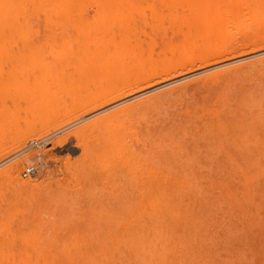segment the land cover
Listing matches in <instances>:
<instances>
[{
    "label": "bare ground",
    "instance_id": "1",
    "mask_svg": "<svg viewBox=\"0 0 264 264\" xmlns=\"http://www.w3.org/2000/svg\"><path fill=\"white\" fill-rule=\"evenodd\" d=\"M259 3V0H192L189 4L139 3L135 0H0V160L20 150L26 143L41 138L45 133L70 124L82 113L94 110L101 113L104 108L185 79L191 75L171 78V81L164 83L165 78L178 74L177 72L185 73L196 63L209 64L219 56L238 50V47L255 48L264 41V20L260 21L257 11H253L254 5ZM242 8L250 13L249 22L237 24L235 32L239 33L245 28L251 32L242 40L243 44L238 46L235 41H226L223 26H220L222 28L217 34H213L215 38L218 35L217 40L208 41L212 35L207 29L222 18L234 20ZM116 13L147 15L142 17V21H120L108 16ZM185 22H191L192 31L204 25L200 28L206 29V32L198 35L193 44L178 43L177 45L185 47L180 53L173 51L168 56L156 53L155 45L159 40L161 44L170 41L164 37L167 31L172 29V35L178 34L179 28H175ZM67 28L85 31L86 35L76 37L65 33ZM259 34L262 35L258 36ZM35 41L47 47L44 48L47 51H24L17 47L20 43ZM240 60L233 59L224 65ZM245 77H255L256 82L259 81V87L256 88L252 83V86H242L247 90L237 87L241 89L237 91L236 86L232 85ZM162 79L165 80L162 85L160 82L158 87L146 91L150 83L154 82L156 85ZM224 82L231 85L227 84L226 87ZM221 83L222 88L226 87L223 89L224 93H218L216 88ZM191 84L194 88L199 87L205 91L206 88H215L216 92L207 93L208 97L201 105H192V108L183 110L179 114V120L177 119L180 122L177 121L173 128L178 132L184 130L186 123L187 126L190 124V130L194 129L195 133H189V126L185 127V133H189L188 138L194 135L191 137L192 143L197 141L200 142L197 145L204 143L207 147H200L196 152H211L216 149L225 151L226 146H233L237 155L244 154L245 151L247 153L244 157H238L230 151L223 153L226 154L225 162L232 169L221 177V182H209L210 171L204 172L207 164L208 168H212L210 165L214 161L204 159V152L200 156H203L205 167L201 170L204 164L201 162L195 165H201V179L203 174H207L209 178H193L191 181L164 169L166 159L175 160L181 156L196 159L193 153L169 144L165 137L166 130L172 126L171 122L166 124L165 129L161 126L134 127V118L142 108L166 98L170 93L176 94L181 89H177V92L173 89L161 92L98 116L82 127L66 132V136L74 134L75 148L79 154L72 158V155L67 156V152L66 159H61V164L59 163L47 182L44 180L35 186L31 181H23L18 176L23 161L14 160L15 157L5 161L7 165L0 170V188L8 186L14 191L37 194L47 205L50 217L46 220H29L26 217L27 210L20 207L17 199L11 201L3 193L5 197L0 200V264H198L197 259L205 258V255H189L182 246H185L188 239L193 240V236L203 234L197 230V227H206L201 224L202 218L210 220L232 209L240 213V216L234 215L237 223L246 218V224L258 227V239L263 242L264 110L263 114L258 110L262 115L259 117L255 113L257 111L247 106L250 102L255 103V106H262L257 101L260 98L258 91L264 96V58L248 65L209 74ZM182 88L187 90V86ZM179 94L185 95V92ZM126 96L127 99L114 103ZM245 108L249 109L250 114ZM81 109L82 112L75 113ZM54 110H59L60 113L51 119L48 116L43 118L39 126L30 132L26 131L37 118L41 119L37 117L38 112L45 115ZM245 113L246 116H243ZM180 133L183 135L184 132ZM65 138L53 142V147L46 151V155H50L56 147L66 146L67 141L73 142L70 139L65 142ZM212 144L216 147H211ZM239 147H243L244 151ZM229 154L237 156V159L234 156V160L232 156L228 157ZM31 155L35 158L33 165L37 163L40 169L45 163L41 161L44 160L38 159L36 152ZM218 164L220 166L223 163ZM36 165L33 167H37ZM84 166L88 170L81 168H85ZM80 168L84 172L81 170L82 173L78 175H87L86 171L89 172L87 177L91 179L88 182L85 175L83 180L78 178L76 172ZM197 171L195 169L194 172L197 174ZM193 174L192 172V176H196ZM89 182L94 183V187L97 184V189L101 187L100 191L103 189L109 192L108 197L111 193L117 200L123 196L122 198L133 202V206L127 201L129 204L126 206L124 202L125 208L123 203L119 204L120 200H115L120 205L115 210L112 207L114 204H111L112 201L115 202L112 195L113 200L109 198L111 207L107 211L101 201L91 204L93 198L102 193L96 191ZM91 186L98 194L93 193L96 196L93 198ZM235 188L240 190L236 191ZM130 191L134 192H131V196L128 193ZM83 197L92 199L88 201ZM107 200L103 202L107 204ZM85 202L90 203V207L86 204L89 208L85 210L86 213H92L87 216L93 215L89 218V226L84 227L85 230L88 228L85 232L88 234H77L80 237L72 238V229H76L73 226L78 225L80 218V224L86 221L83 219L85 216L79 217L85 212V208L82 209ZM71 209L73 212L80 210L81 214L78 216ZM126 210H129V215H126ZM109 211L112 214L109 213L108 217ZM120 212L125 214L120 215ZM70 213L78 217L70 220ZM103 213L105 217H101L104 216ZM113 213L121 221L124 220L123 226L120 227V219L114 220ZM209 213L213 216L210 217ZM51 216L57 218L53 219ZM61 225L66 226L67 230L72 228L70 235L73 236L64 241L58 240L57 231ZM226 236L223 233L222 237L208 238L220 244ZM262 242L260 241L261 245L264 243ZM229 252L231 251L216 249L214 256L224 264L236 263L237 258L229 256ZM258 259V264H264V250Z\"/></svg>",
    "mask_w": 264,
    "mask_h": 264
},
{
    "label": "rangeland",
    "instance_id": "2",
    "mask_svg": "<svg viewBox=\"0 0 264 264\" xmlns=\"http://www.w3.org/2000/svg\"><path fill=\"white\" fill-rule=\"evenodd\" d=\"M135 1H137L139 3L152 2V3H155V4H163V3L164 4H179V3L189 4V3H192V0H135ZM259 1L261 3L255 4L254 7H253L254 8L253 11H257L256 15H258V19L260 21H262V20H264V0H259ZM145 15H147V14H145V13L144 14L131 13V15L122 14V13L108 14L109 17H116V18L120 19V21H130L132 19L142 21V17L145 16ZM249 17H250V13H248L246 11V9L242 8L240 10V13L237 15V17L233 18L234 20L229 19V18H222V19L216 21L215 24L213 25V27H211L210 29H207V31L212 35V36H210L211 38L208 41L211 42L212 39L213 40H217L218 35H216V38H215V35H213V34H217L219 32L220 28H222L220 26H223L225 28V31H226V35H225L226 36V41H228V42L235 41L238 44V46H240L241 44L244 43L242 40H244L245 37H248L251 32L245 28L242 31H240L239 33H236L235 32V29H236L235 27H236L237 24H241V23L243 25L247 24L249 22ZM203 26H200V27H203ZM191 27H193L191 22H185L184 24H182L179 27L175 28V29L179 28L178 30L180 31L178 34H175V35H172V29H169L167 31V34L164 37H166L170 41H168L167 43L161 44V40H159L157 42V44L155 45L156 46V53L161 52V54H165V56H168V54L173 52V51L174 52L178 51V53H180L181 51H183L185 49V47L182 46V44L177 45L178 43H184V44L187 43V45L193 44L196 41V38H197L198 35H201L202 33L206 32V29L200 28V27H198L197 30L192 31L190 29ZM178 30H176V31H178ZM52 31L56 32V30H52ZM59 32L61 33V31H59ZM64 32L65 33H69L71 35H74L76 37H82V36L86 35L85 31L74 30V29H71V28H67L66 31H64ZM260 35H262V34H259L258 36H260ZM43 46H41L40 44H38L35 41V42L27 43V44H21L20 43L17 47L19 49L24 50V51L40 49L43 52H45L46 49H44V48H47V47H45V46L43 47ZM178 46H180V47H178ZM263 58H264V41H261V43H259L255 48H253L252 46L251 47H248V46L244 47L243 46L242 48L238 47V50H236V51H234V52H232V53H230L228 55L226 54V56H224V55L222 57L219 56V57L215 58V60H213L209 64L196 63L195 65L192 66V69H190L191 67L188 69L189 72L187 70L185 71V73H188V74H185L184 72H182V74H180L179 72H177L178 74H175V75H173L171 77L165 78L166 81L164 79H162V81L158 80L156 82V85H155L154 82H152V83H150L148 85V88H147L146 91H148L150 89H153V87H158L160 85V82H161V85H162V82H164V81H165L164 83L169 82V80L171 81L172 80L171 78L178 79L179 77L184 76V75H191V76H189V77H187L185 79H182V80L176 81L174 83L165 85V86H163L161 88H157V89H155V90H153L151 92H148L146 94L138 96V97H136L134 99L126 100V101L122 102L121 104H118V105L115 104V106H113V107L111 106L112 108L106 106L108 108H106V109L104 108L103 112H101V113H98L97 112L98 110H94L91 113L90 112L82 113L78 117H76L72 122H70V124H67L66 126L60 128V129L49 131V132L45 133L44 136H42L41 138L36 139L33 142L26 143V145L23 148H21L20 150H18L16 152L4 157L2 160H0V170H2L7 165L6 162H5L6 160H8V159H10L12 157L13 158L15 157L14 160L21 159L23 161L22 165L20 166V168L18 170L19 179L21 178V180H23V181H31L35 186L40 185V183H42L44 180H45L44 182H47V179L49 177H51L53 175V173L56 171L57 166H59L61 164V159H63V161H64V159H66L65 155H66L67 152H68L67 156L68 155H70V156L72 155L73 156L72 158H76L78 156L77 154H79L77 148H75L76 141H75V137L73 136L74 134H72V135L69 134L68 136H66L67 135L66 132L68 133L69 131H72V130L74 131V130H76V128L78 129V128L82 127V125L88 123L89 121H91L92 119H95L98 116L105 115V114H107L109 112H112V111H114L116 109H119V108L127 106V105L138 103L139 101H142V100H144V99H146L148 97H151L153 95L160 94L161 92L163 93V92L169 91L171 89H173V91L177 92L178 91L177 89H181V90H179L180 92H178L176 94H175V92L174 93H170V94H168V96H165L166 98H164L162 100H159L158 102L152 103L146 108H142L137 113V116L134 118V121H133L134 122V127L139 128V127H146V126H153V127L154 126H161L162 128L165 129L166 128V124L171 122L172 126L169 129L166 130L167 131V135H166L167 137H165L166 139H168L169 144L172 147H174V146L178 147L182 151H188L189 153H193V157H194V155H196L195 156L196 159H194L192 157L194 159V160H192L191 157L188 158L187 156H184V157L181 156V157H179L178 159H175V160L166 159L164 162H167V163H163L164 169L166 171H168L169 173L172 171L174 173L173 175H175V176L177 174V175L183 177V179L186 178V179H189L191 181L193 180V178L195 180H197V179L202 180L203 177L204 178H209L210 177V181L209 182H211V183L217 182V184H218L219 180H220V182L222 181L221 177H224L226 173L231 172L230 169H232V168H229L230 166H228V164L225 162L226 161L225 160L226 159V156H225L226 154H223V153L225 151L227 153H229V151H230V153H232V154L234 153L235 155H237L236 151H234V149H233L234 147L233 146H230V147L226 146L225 147L226 148L225 151H222L223 149L222 150L216 149V150L211 151V152H209L210 150L209 151L207 150L208 152H206L205 149L207 147H205L206 145H204V143L203 144L201 143V145H199L200 142H197L196 140H195L196 141L195 142L193 140V142L196 143V146H194L195 143H192V140H191V137H193L194 135L190 136V139L188 138L189 133H193V134L195 133L194 129L190 130V128H191L189 126L190 124H188V126H189L188 127L187 123L185 124L183 122V124L186 125V126L185 125H183V126L188 127L187 130L191 131V132L189 131V133L188 132L185 133V131H184V130H186L185 127H184V130L177 132V130H175V128H173V125L177 124V121L179 120L178 117L180 118L179 114L183 110H185L186 108L188 109L192 105L193 106L201 105L202 101H205L206 97H208V96H206L207 93H210V91H213V92L215 91L216 92L215 88L214 89L213 88H206L207 92L205 91V89H201V88L199 89V87H197V88L195 87L194 88L193 84H191L192 82H194V80L196 81L199 78L205 77V76H207L209 74L216 73V72H219V71H222V70H225V69H230V68H234V67H238V66H242V65H248L250 63H253L254 61H257V60H260V59H263ZM233 59H241V60L237 61V62H234V63H229V64H225L224 65V63L230 62ZM252 83H254L253 86H255L256 88H258L259 85H260L259 81L256 82V78L255 77L248 78V79L245 77V78L239 79V81L236 80V83H234L232 86L233 87L236 86L235 89L237 91H241L240 88H242L244 90H247L246 87L243 88L242 86H252L251 85ZM227 84H230V83H225L226 87L228 86ZM185 85L187 86V90L186 91L184 90L186 88H182V86L186 87ZM179 87H181V88H179ZM226 87L222 88V83H221L216 88L218 89V93H220V92L224 93L223 89H225ZM237 87H240V88H237ZM192 89H195L197 92L196 91L193 92L194 90H192ZM228 89L230 90L231 87L229 86ZM251 89L252 88H249V90H251ZM259 89H257V90H259ZM141 90H139V91H141ZM254 91H256V89ZM184 92H185V95H182V94L180 95L179 94V93H184ZM225 92H226V90H225ZM258 92H260V93H258ZM258 92L257 93L260 94V96L258 94L256 96L257 97L259 96L261 98V100L259 98V101H257V103L259 102V105H260V103H262V106L260 105L258 107V105H256V106L254 105L255 103L252 104V102H250L251 104H248L249 106H247V107H249V108L252 107L253 111H257V112H255L257 114H259L258 110L260 109L261 110V111L259 110L260 114L261 113L263 114L264 101L262 102V99L264 100V98H263L264 96H263V93H261V91H258ZM186 93H187V95H186ZM173 94H175V95H173ZM208 95H210V94H208ZM127 97L128 96L123 97V99L119 98V100L118 99L115 100L114 103H118L119 101H123L124 99H127ZM257 97H256V100H257ZM196 99H199V100L197 101ZM192 101L194 103L195 102L196 103L194 104ZM190 108H192V107H190ZM245 109H247V112L250 114V111H248L249 109L248 108H245ZM80 112H82V109L79 110V111H76L75 113L79 114ZM59 113H60L59 110H56V111L54 110L52 113H50V114L48 113L49 115L47 113L45 115L43 113L39 114V112H38V116L37 117H39L41 119L37 118V120L34 121L35 123L33 122L34 124L32 123L28 127V129L26 131L30 132V131H32L33 128H35L36 126H39L40 122H41V120L43 118L48 116V119L49 118L51 119L52 117H54V115H57ZM246 114L247 113H245V115L243 114V116H246ZM260 114H259V117L260 116L262 117V115H260ZM256 115H254V116H256ZM248 118H249V115H248ZM178 122H180V121H178ZM20 123H22V121ZM67 126L69 128H67ZM183 126H180V127H183ZM61 129H63V130H61ZM262 129H264V128H262ZM262 131L264 132V130H262ZM262 131H260V132H262ZM180 132H184L183 135H181ZM263 132L261 134H263ZM178 133H180V134H178ZM63 135H65V136H63ZM195 135H197V134H195ZM263 136H264V134H263ZM263 136H262V138L264 140ZM63 137H66L65 138V142L67 140H69V139H70V141L73 140V142L70 143L69 141H67L66 142V144H67L66 146H63L62 148L56 147L52 151V153L50 155H46V151L53 147L52 143L55 142V141H58L59 139H62ZM260 137L261 136L259 135V138ZM194 138L197 139L198 137L197 138L194 137ZM262 138H261V140H262ZM262 141H260V142H262ZM197 143H199V144L197 145ZM71 144L74 145V146H72ZM213 145H215V144H212L211 147ZM200 147L202 149H203V147H205V149H204L205 151H203L201 149L204 153L200 152V151L196 152V150H200L199 149ZM215 147H216V145H215ZM209 148H210V146H209ZM242 148L243 147H241L240 150H242ZM259 148L261 149V147H259ZM218 150H220V151H218ZM240 150L237 149V151H240ZM262 150H264V148ZM41 151H43V153H41ZM242 151H244V150H242ZM34 152L38 153V156H39L38 159L44 160V161H41V162H45L44 165H43L44 167L42 166L39 169L38 165H36L37 163L35 164L37 167H35V168L33 167V166H35V165H33L35 158L33 159V156L31 154L34 153ZM245 152H244V154L238 153L237 156L239 157V155L240 156L242 155L241 157H244L243 155H247V153L245 154ZM202 153L205 155L204 159L206 158V160H207V158H208V161L209 160L211 162L214 161V164H213V162L211 163L210 166L212 168H208V164H207V166L205 168L206 171L204 173L208 172V170H209L210 172L208 173V175H210V176L207 177L208 176L207 174H206V176H205V174H203L202 179H201L200 172L206 165V163H204V161L202 159V157H203ZM200 154H202V155L200 156ZM232 154H229L228 157L232 156ZM235 155H233V156L236 157L235 159H237V156H235ZM222 156H225V157H222ZM233 156L231 157L232 159L234 158ZM63 161H62V163H63ZM231 161L232 160H230V162ZM55 162H58V163L56 164ZM199 162L204 163V164H202V166L200 165L202 167L201 170L199 168L200 166L198 167V165H195L196 163H199ZM217 162L220 163V164L221 163H223V164L218 166L219 164ZM224 162L226 163V165H225ZM228 163H229V161H228ZM242 164H244V161H243ZM28 168L30 169L29 174L28 175H24V172ZM81 168L84 169V170L87 169L86 167L85 168L81 167ZM81 168H80V170L78 172H76L77 175L79 173H82V171L84 172V170H82ZM195 169L198 170L197 174L194 172ZM192 172L194 173L193 175H196V176H192ZM86 174L87 175H85V173L83 175L80 174L82 176L80 177V175H78L79 176L78 178H80V180H83L84 177H85V179L88 178V180L86 179L87 180L86 182H88L89 179H91V178L87 177L89 175L88 171H86ZM59 177L61 178V175ZM89 184L92 185V186L94 185V183L91 184L90 182H89ZM96 185H95V187L93 186L94 189L96 191L101 192L102 194L103 193H105V194H103V195L99 194L100 195L99 196L98 194H96V191L94 189H92L93 187L91 186V191H90V193L92 192L91 195L93 193H94V195L95 194L98 195V197H96L94 195L91 196L92 198L96 197V198H93V200L95 202L93 201V202H91V204H93V203L97 204L98 203V202H96L97 200L101 201L103 204H105L104 205V207H105L104 209H106L105 211L109 210V207H111V204H114V205H112V207L114 206L113 208L115 210H116V207H118V205L120 203L121 204L123 203V205H124L123 207H125V204H126V206H128L127 204H129V203H127L128 200L126 198H122L123 197L122 196L119 199L121 202H119V200L116 199L117 197L114 196L112 193H111L112 198L114 199V201L117 200L119 202V204L116 201L114 203L112 201V203L110 204L109 202H111L110 199H112V198H111V195L108 197L107 193H109V192H107V191L105 192L103 189L100 191L99 189H101V187H99V189H97ZM84 189H86V188H84ZM130 190L134 191V189L133 188L131 189V187H130ZM235 190L237 191V190H240V189L239 188H235ZM132 191H130L128 193H131ZM3 193H4V195H6L7 198H10L11 201H13V199L14 200L17 199L16 201H18L20 207L27 210L26 217L29 218V220H33V219L46 220V219H48L50 217L49 213H48L49 210H48L47 205H45V202H43L42 198L39 197L37 194L33 195L32 192L23 191V190H15L14 191L11 187L2 186V188H0V200L4 199L3 198V196H4ZM90 193H89V195H90ZM132 193H134V192H132ZM132 193L130 194V196L132 195ZM101 196H104L105 198L104 197L101 198ZM114 197H116V198H114ZM83 198L86 199V197H83ZM88 198H89V196H88ZM92 198L86 199V200L91 201ZM106 199H108L107 200V204L105 203ZM6 200L9 201V199H6ZM103 201H105V202H103ZM101 202H99V203H101ZM124 202H126V203L124 204ZM132 203L133 202H131L130 205H132ZM134 203H136V202H134ZM86 204H88V203L85 202V205ZM85 205L82 204V206H83L82 209L85 208V209H83L84 211L85 210H89V208H87V205L86 206ZM88 207H90V205ZM123 207L121 206V208H123ZM82 209H81V211H82ZM104 209H103V211H104ZM127 209H128V207H127ZM131 209H132V207H131ZM71 210L73 212V209H71ZM119 210L121 211V209H119ZM78 211H74L73 213L77 212L78 216H79L81 214V212H80V210H78ZM128 211L126 210V213ZM87 212H88V214L85 211V212H83L82 215L79 216V217H81V216H85L86 217V218L82 217L83 219L86 220V221H84L82 219L85 223L83 221H82L83 222L82 224L79 223L81 218L79 219V221L77 223L78 224L77 226H73L74 223H72V226L76 227V229L73 228L71 226V224H69L75 230V232H74V230L72 228H69V230H67V228H65L66 226H64V225L59 226L60 228H58V231H57L58 232L57 233V236H58L57 239L61 240V241H64V240H66V238L68 239L69 237H72L73 235L74 236L72 238L80 237L77 234H80V235L88 234V233H85L88 228H86V230H85L84 227H88L89 226V224L91 223V221H89V218H92L93 215L87 216V215L92 214L91 211H87ZM73 213H70V215H68L70 220H74L75 218L78 217L77 215H75ZM109 213H110V215L112 214L111 211H109L107 213L108 217H109ZM123 214H125V213H123ZM123 214L121 213L120 215H123ZM235 214H238L240 216V213H237V212H235V209H232V211H230V212L219 214V215H216L215 217H212L213 214H210V217H212L210 220L206 219V218H202V223L201 224L202 225H206V227H197V230H198V232H203V234L202 235L198 234L199 236H193V240L188 239L187 243L185 244V246H182V248L187 252V254L192 255V256L193 255L195 256L197 254L198 255L204 254L205 258L197 259L198 264H224V263L220 262L214 256V251L216 249H222V250L231 251V252L228 253V255L229 256H235L237 258L236 263H233V264H258V261H259L258 257L261 255L262 251L264 250L263 249L264 248V243H263L264 241L262 242V240H260L263 243L261 245L260 241L258 239V237H259L258 227L256 225H254V224H252V225L246 224L245 222L247 220H246V218L245 219L242 218V216H241L242 222L241 223H239V222L237 223L235 221V218H234ZM113 215H115V214L113 213ZM126 215H129V212ZM101 217H105V214H104V216L102 215ZM51 218L54 219V218H57V217L51 216ZM111 219H113V218H111ZM119 219H120V217L118 218V216L115 215L114 220L118 221ZM117 221H115V222H117ZM120 221H121V219L119 220V222ZM121 222L122 223H121L120 227L124 225V220L121 221ZM80 225L83 226V227H81ZM84 225H86V226H84ZM79 228H81V229H79ZM70 229H72L73 235H70L71 234V230ZM76 232H78V233H76ZM223 233H226L227 236L222 239L220 244H216L214 241H211V239L208 238V237H215V236L222 237ZM184 234H186V233H184ZM187 247H189L190 249L187 250L186 249ZM261 247H262L263 250L261 249ZM206 250H208V252Z\"/></svg>",
    "mask_w": 264,
    "mask_h": 264
},
{
    "label": "built area",
    "instance_id": "3",
    "mask_svg": "<svg viewBox=\"0 0 264 264\" xmlns=\"http://www.w3.org/2000/svg\"><path fill=\"white\" fill-rule=\"evenodd\" d=\"M30 172V169L28 168L25 172H24V175H28Z\"/></svg>",
    "mask_w": 264,
    "mask_h": 264
}]
</instances>
